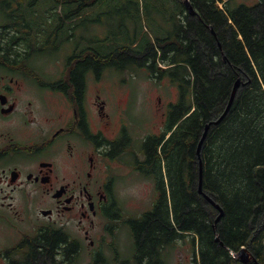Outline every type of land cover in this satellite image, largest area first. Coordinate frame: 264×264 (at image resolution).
Segmentation results:
<instances>
[{
    "label": "flooded vegetation",
    "instance_id": "af4514ba",
    "mask_svg": "<svg viewBox=\"0 0 264 264\" xmlns=\"http://www.w3.org/2000/svg\"><path fill=\"white\" fill-rule=\"evenodd\" d=\"M184 8H163L162 22H184ZM117 44L104 0H0V264H40L43 235L54 263L137 264L128 189L153 181L161 197L150 138L160 153L177 100L156 133L132 120V82L151 81L152 56Z\"/></svg>",
    "mask_w": 264,
    "mask_h": 264
},
{
    "label": "trees",
    "instance_id": "16d2710c",
    "mask_svg": "<svg viewBox=\"0 0 264 264\" xmlns=\"http://www.w3.org/2000/svg\"><path fill=\"white\" fill-rule=\"evenodd\" d=\"M173 1L184 8L182 0ZM190 1L197 15L186 12L184 22L160 23L167 30L160 29L154 38L138 25L130 37L127 29L125 38L106 35L111 43L118 42L115 48L121 53L151 54L155 77H167L178 89L163 132L170 134L160 153V140L150 138L167 185H161L152 209L131 222L134 256L137 264H166L168 248L193 235L197 249L190 264H264V0L251 5ZM237 79L246 83L200 149L202 190L223 212L214 227L219 212L198 193L196 149L205 124L224 110ZM40 240V264L46 255L50 264H75L74 259L54 263L49 237ZM242 247L253 257L248 263L230 253Z\"/></svg>",
    "mask_w": 264,
    "mask_h": 264
},
{
    "label": "rangeland",
    "instance_id": "374dc122",
    "mask_svg": "<svg viewBox=\"0 0 264 264\" xmlns=\"http://www.w3.org/2000/svg\"><path fill=\"white\" fill-rule=\"evenodd\" d=\"M239 1L246 2L249 5L254 4L256 2V0H239ZM175 5L173 0H104L106 35L111 37L117 35V37L125 38L126 33H123V31L127 29L128 30L127 35L130 37L132 36L134 30L136 29V26L138 25L142 29L143 33H146L151 38H154L156 35H160L161 30L164 31L166 29L160 26V23L162 22L160 10H162L163 8L174 9ZM194 11L195 12L193 15H197L195 9ZM184 12L186 13V9L184 10ZM164 66L165 65H163V63H160L161 68H163ZM137 78H138V82L134 84V82L137 81ZM132 83L134 84V86L132 84V87H134L135 91L132 90L131 93L132 94L131 97L132 107L130 109L131 119L142 123L150 122L152 126L148 124L149 128L152 129V133H156V130L159 129V126L161 125L162 112L170 101L177 100L178 89L174 84L170 83L167 77L158 79V76L155 77L154 74L151 81H147V82L145 81V79H142V75H137V77ZM245 83H246L245 81H242L240 79L239 86ZM227 104L224 110L216 118L211 119L209 122L206 123V124L210 123L207 132L211 126L218 125L228 114L229 110L224 114L227 108ZM135 107L136 110H134ZM222 115L223 117L220 119ZM217 120H219L218 123H214ZM205 126L200 136L199 142L205 131ZM198 144H197V148H198ZM197 154H198V182H199V164L200 162L202 163L200 159V150L199 152H197ZM201 189H202V185H201ZM128 192H130L133 195L136 193L137 195V198H135L134 202H137V206L135 207V209H137L138 215L142 214L144 211L152 209L156 197L153 181L140 182L129 188ZM203 193L204 192L202 190V193L200 194L203 195ZM210 199L214 202L215 205L220 207L212 198ZM214 204L211 205H213L214 208H216ZM216 209L219 212V209L218 208ZM125 232L127 233V231ZM130 245L132 246V243H130L129 238L126 237L124 240L123 236H121V247L124 253L126 254L129 253ZM195 249H197L196 237H194L193 235H188V236H184V238H179L173 246L168 248V252L166 253L167 256H165L166 264H190V262H192V260L195 257V253H196ZM110 255H111L110 253H106L107 257H110ZM88 263L89 262L85 254H81L77 264H88Z\"/></svg>",
    "mask_w": 264,
    "mask_h": 264
},
{
    "label": "water",
    "instance_id": "95a60500",
    "mask_svg": "<svg viewBox=\"0 0 264 264\" xmlns=\"http://www.w3.org/2000/svg\"><path fill=\"white\" fill-rule=\"evenodd\" d=\"M182 1H183V4H184L185 8H186V12L191 14V15H193L195 11H194V8H193V6L191 4V1L190 0H182ZM239 84H240V79H237L235 81V83H234L233 88H232V91H231V94H230V98H229V101H228V104H227V108H226L224 114L229 110V108H230V106H231V104L233 102V99H234V96H235V93H236V90H237V87L239 86ZM223 115L220 117V119L223 117ZM219 120L215 121L214 123H218ZM209 125H210V123L206 124V126H205V131H204V133L202 135V138H201V140H200V142L198 144L197 152H199L200 147H201V145H202V143H203V141H204V139L206 137V132H207V129L209 128ZM201 185H202V163L200 162V164H199V182H198V192L199 193H202ZM203 195L206 198V200H208L211 204H214V202L210 199L209 196H207L204 193H203ZM215 206H216V208L219 209V214H218V216H217V218L215 220L214 227H215L216 223L218 222V220L220 219V216L222 215V210L220 209V207H218L217 205H215ZM216 241H219L218 236L216 237ZM219 243L222 245V242H219ZM230 253L234 257H238V259L242 263H248V262H250L253 259V257L251 256L250 252L245 247H242L236 253H234L233 251H230Z\"/></svg>",
    "mask_w": 264,
    "mask_h": 264
}]
</instances>
